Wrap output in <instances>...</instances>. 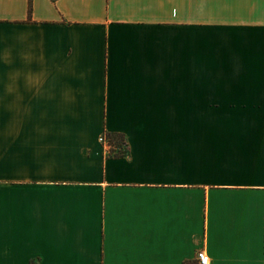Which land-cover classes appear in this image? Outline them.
Segmentation results:
<instances>
[{
	"label": "crops",
	"instance_id": "0c3cea01",
	"mask_svg": "<svg viewBox=\"0 0 264 264\" xmlns=\"http://www.w3.org/2000/svg\"><path fill=\"white\" fill-rule=\"evenodd\" d=\"M202 247L264 264V0H0V264Z\"/></svg>",
	"mask_w": 264,
	"mask_h": 264
},
{
	"label": "trees",
	"instance_id": "16d2710c",
	"mask_svg": "<svg viewBox=\"0 0 264 264\" xmlns=\"http://www.w3.org/2000/svg\"><path fill=\"white\" fill-rule=\"evenodd\" d=\"M31 10V0H28V13ZM105 134H107V136H109L111 142H112V147L109 150L108 153L110 154H114V155H121V154H125L126 152H128V148L125 144V140L123 138V135L119 132H111V131H105ZM124 141V142H123ZM124 143V145H121V143Z\"/></svg>",
	"mask_w": 264,
	"mask_h": 264
},
{
	"label": "built area",
	"instance_id": "2783aa9c",
	"mask_svg": "<svg viewBox=\"0 0 264 264\" xmlns=\"http://www.w3.org/2000/svg\"><path fill=\"white\" fill-rule=\"evenodd\" d=\"M100 140L105 144L106 148L108 149L107 151L109 152V150L113 146L109 136H107V134H105L104 132L101 134ZM195 259V264H212L208 252L203 247L196 250Z\"/></svg>",
	"mask_w": 264,
	"mask_h": 264
}]
</instances>
